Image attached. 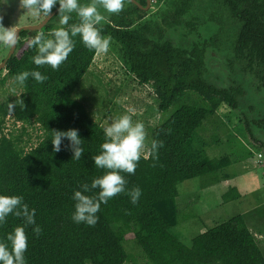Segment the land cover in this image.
I'll return each mask as SVG.
<instances>
[{"label": "trees", "instance_id": "1", "mask_svg": "<svg viewBox=\"0 0 264 264\" xmlns=\"http://www.w3.org/2000/svg\"><path fill=\"white\" fill-rule=\"evenodd\" d=\"M11 1L10 10L17 11L19 3ZM136 1L146 4V0ZM155 1L163 3L155 17L145 19L147 11L124 0L119 13L110 14L98 25L102 35L119 45L129 72L152 89L158 110H174L150 130L147 155L141 154L134 174L121 173L127 180L126 191L101 204L94 226L74 223L71 214L73 191L105 171L96 168L92 160L104 142L103 127L74 96L96 51L85 47L77 36L72 52L58 69L35 65L31 58L36 49L28 46L29 41L41 32L50 37L53 29L67 28L54 24L59 20L56 12L40 31L19 40L18 53L6 62L5 69L13 78L31 70L48 77L42 83L31 77L25 81L22 104H13L8 98L0 102V115L13 114L14 121L22 124L20 131L7 135L2 131L4 121L0 122V194L22 196L23 202L35 209V225L41 228L38 235L32 231L35 225L25 229L27 264H125L135 261L123 245L127 235H132L142 250L143 264H264V255L242 216L205 229L190 245L172 232L178 224L197 216L188 210L190 203L179 210L178 185L224 170L236 161L230 154L209 157L201 150L198 129L204 119L223 104L236 109L238 97L243 95L236 82L229 87L219 84L222 70L214 62L217 54L226 53L235 62H243L264 92V0ZM199 3L207 10L212 33L202 30V22L193 12L195 7L201 8ZM220 11L232 29L227 28ZM71 16L69 24L79 22L75 12ZM176 30L190 39L188 45L167 36ZM22 32V37L28 33ZM227 44L229 49L224 48ZM210 68L215 77L209 82L206 74ZM193 94L197 100L192 99ZM31 124L41 132L33 146L23 137L26 125ZM71 128L78 129L83 139L84 153L79 160L72 159L66 138L59 152H54L51 144L53 130ZM245 129L250 132L246 123ZM154 139L163 143L155 156L149 151ZM134 187L142 191L136 204L128 195ZM240 196L236 186H229L221 197L229 202ZM22 223L21 217L10 214L0 225V239Z\"/></svg>", "mask_w": 264, "mask_h": 264}, {"label": "rangeland", "instance_id": "2", "mask_svg": "<svg viewBox=\"0 0 264 264\" xmlns=\"http://www.w3.org/2000/svg\"><path fill=\"white\" fill-rule=\"evenodd\" d=\"M10 1L0 0V23L5 27H13L19 23L34 24L44 16L42 13L33 15L30 10L22 7L24 14L20 21L16 17L17 12L13 14L9 12ZM16 1L21 4L20 0ZM87 2L92 3L94 0ZM95 2L106 20L110 13L99 6V0ZM80 3L85 4V0H80ZM162 4L151 0V5L145 10L147 11L145 19L155 17ZM199 5L202 9L195 7L193 12H196L200 23L202 22V30L212 33L213 25L206 20L207 10H204L203 3ZM221 14L223 15V12ZM223 19L227 21V28L232 29L229 24L230 20L225 15ZM54 24L59 25V20ZM27 36H23L22 39L29 38L30 33ZM167 36L180 44L188 45L190 42V39L180 30L170 32ZM224 48L229 49V45H225ZM7 49L8 46L0 44V60ZM227 60H232L233 64L229 65ZM214 62L222 70L220 75L222 81L219 84L229 87L237 83L243 89V95L238 97L239 103L236 109H230L223 104L215 114L204 119L198 129L203 140L201 150L209 157L230 154L236 161L224 170L187 179L178 185L179 210L184 208L185 204L190 203L188 210L195 211L197 216L178 224L172 232L184 244L190 245L192 238L205 229L230 218L242 216L250 231L255 235L256 242L264 255V92L260 91L256 77L244 66L243 62H235L232 56L229 57L226 53L217 54ZM213 71L210 68L206 74L209 82L215 77ZM25 95L22 86L16 83L5 68H2L0 102L8 98L16 104L18 99L22 100ZM74 96L84 104L91 117L103 129L113 119L126 113L132 116L134 122H143L147 134L146 145L149 141L150 130L174 110V107L166 113L158 110V101L152 89L148 85L140 84L129 72L123 61L120 47L113 39H111L107 53H95L89 70ZM192 99L197 100V96L193 94ZM1 121H4L2 128L4 134L20 131L22 124L14 121L13 114L5 117L0 115ZM245 123L250 132L245 129ZM26 131L24 139H28L29 146L35 145L41 135L37 125H26ZM147 147L142 152L145 156L148 153ZM229 186H236L241 196L238 199L223 202L221 196ZM190 225H195V228H191ZM123 245L126 252L135 260L125 264L144 263L143 252L134 243L132 235L125 237Z\"/></svg>", "mask_w": 264, "mask_h": 264}, {"label": "clouds", "instance_id": "3", "mask_svg": "<svg viewBox=\"0 0 264 264\" xmlns=\"http://www.w3.org/2000/svg\"><path fill=\"white\" fill-rule=\"evenodd\" d=\"M21 6L30 10L33 15L43 13L45 17L52 13V9L58 6L59 24L67 25L52 30L50 37L39 33L31 41L29 47H35L36 54L31 58L37 66L48 65L53 70L58 69L66 61L72 52L75 41L79 36L85 47L100 53H107L110 48L111 37L102 35L98 25L105 19L98 10L97 3H80V0H20ZM99 6L107 13H119L124 7V0H99ZM75 12L79 18L78 23L69 24L71 14ZM17 41V30L13 27H5L0 23V44L6 46L15 45ZM31 77L37 83H42L48 77L39 70L23 71L15 76L19 85ZM22 104V101L18 99ZM13 105L10 104V107ZM104 142L100 144L99 154L92 157L96 168L105 170L101 176L92 179L91 183H82L79 188L73 191L72 200L74 211L71 219L76 224L94 226L99 217L96 215L101 204H106L117 194L126 191L127 180L121 173L134 174L137 162L142 152L147 147L145 125L141 121H133L129 114H122L113 119L103 129ZM67 139V148L72 152V159H81L84 148L83 139L78 129L71 128L67 131L53 130L51 144L54 152L61 151L63 139ZM163 147L161 141L152 140L149 151L155 156L158 149ZM98 191L89 195L93 190ZM142 191L134 187L128 191L131 202L136 204ZM21 217L23 223L17 225L7 233L4 239H0V264H27L25 253L29 247L26 227L35 225V209L30 208L23 202L20 195L0 194V225L6 222L9 215ZM35 234L41 232L39 225L32 229Z\"/></svg>", "mask_w": 264, "mask_h": 264}, {"label": "water", "instance_id": "4", "mask_svg": "<svg viewBox=\"0 0 264 264\" xmlns=\"http://www.w3.org/2000/svg\"><path fill=\"white\" fill-rule=\"evenodd\" d=\"M128 1H130V3H132L133 5L138 6L142 10H147L149 8V6L151 5V0H146L145 5L138 3L136 0H128ZM56 12H58V7H56L54 10H52V13L49 16H47V17L43 16V18L39 22L34 23V24L22 25V26H19L18 28H16L17 39H18L19 34L22 31H29V32L40 31ZM15 47H16V43H15V45L10 46V49L7 52L5 58L0 63V70H2V68H5L6 62L9 59V57L11 56V54L13 53V51L15 50Z\"/></svg>", "mask_w": 264, "mask_h": 264}, {"label": "flooded vegetation", "instance_id": "5", "mask_svg": "<svg viewBox=\"0 0 264 264\" xmlns=\"http://www.w3.org/2000/svg\"><path fill=\"white\" fill-rule=\"evenodd\" d=\"M11 2L12 1H10V3H9V5H8V9H9V12H13V13H16V17H18V19L20 20V18H21V16H22V14H24V12H22V6H21V4H19V8H18V10L16 11H12V10H10L11 8H10V4H11ZM13 13H11V14H13ZM41 20V19H40ZM39 20V21H40ZM21 21V20H20ZM39 21H37V22H39ZM28 25V23H19V24H15V25H13V28H18L19 26H22V25ZM29 24H32V23H29ZM23 32H21L20 34H19V36H18V39H17V42H16V46L18 45V42H19V40H21L22 39V36H21V34H22ZM28 33H30L29 31H28ZM27 33V34H28ZM27 36V35H26ZM28 37V36H27ZM9 49H10V47L8 46V49L5 51V53H4V56L1 58V60H0V63L3 61V59L5 58V56H6V54H7V52L9 51ZM15 53H18V51H17V49H16V47H15V50L13 51V53L12 54H15ZM11 54V55H12ZM1 71V70H0Z\"/></svg>", "mask_w": 264, "mask_h": 264}, {"label": "crops", "instance_id": "6", "mask_svg": "<svg viewBox=\"0 0 264 264\" xmlns=\"http://www.w3.org/2000/svg\"><path fill=\"white\" fill-rule=\"evenodd\" d=\"M194 218H195V217H194ZM190 226H191V225H190ZM184 228H185V226H184ZM191 228L194 229V228H195V225H192ZM249 230H250V229H249ZM251 233H252V232H251ZM252 234H253V233H252ZM253 236H254V238H255V235H254V234H253ZM260 239H261V238H260ZM255 240H256V238H255Z\"/></svg>", "mask_w": 264, "mask_h": 264}]
</instances>
